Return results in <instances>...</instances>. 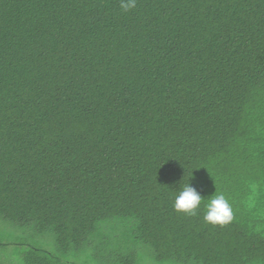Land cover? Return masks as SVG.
Listing matches in <instances>:
<instances>
[{"label":"trees","instance_id":"obj_1","mask_svg":"<svg viewBox=\"0 0 264 264\" xmlns=\"http://www.w3.org/2000/svg\"><path fill=\"white\" fill-rule=\"evenodd\" d=\"M120 2L0 0V222L59 251L16 252L264 264V0ZM187 182L194 215L173 207ZM217 192L222 225L203 219Z\"/></svg>","mask_w":264,"mask_h":264},{"label":"rangeland","instance_id":"obj_2","mask_svg":"<svg viewBox=\"0 0 264 264\" xmlns=\"http://www.w3.org/2000/svg\"><path fill=\"white\" fill-rule=\"evenodd\" d=\"M0 239L6 243V246L0 250L1 264H23L21 255L16 250H20L19 242H28L49 250L53 253L57 251V244L55 242V235L51 230L43 233H34L31 227L17 228L11 223L0 222ZM64 258L75 261L79 264H89L88 256H93L94 251L90 249L87 252L69 251L61 254ZM144 264H175L173 262H159V263H144Z\"/></svg>","mask_w":264,"mask_h":264},{"label":"clouds","instance_id":"obj_3","mask_svg":"<svg viewBox=\"0 0 264 264\" xmlns=\"http://www.w3.org/2000/svg\"><path fill=\"white\" fill-rule=\"evenodd\" d=\"M136 7V0H121L120 8L128 12ZM202 203L201 193L189 182L174 194L173 207L177 212L185 214H196V210ZM203 219L211 224H226L233 219V211L229 201L217 192L206 202Z\"/></svg>","mask_w":264,"mask_h":264}]
</instances>
